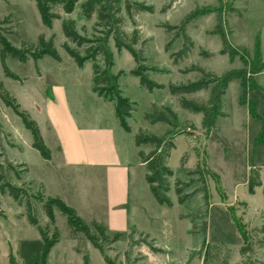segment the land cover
I'll use <instances>...</instances> for the list:
<instances>
[{"label": "rangeland", "instance_id": "obj_1", "mask_svg": "<svg viewBox=\"0 0 264 264\" xmlns=\"http://www.w3.org/2000/svg\"><path fill=\"white\" fill-rule=\"evenodd\" d=\"M127 3L132 7H153L154 12L132 10L128 14ZM80 4L74 14L62 17L76 20L79 33L92 38L99 34L93 29L96 20L81 19ZM121 7V13H111L112 27L102 38L113 53L112 73L120 76L123 72L118 81L120 93L131 102L127 122L133 133L127 134L134 141L138 130L159 136L168 131L167 126L144 122V114L153 105L173 109L182 133L172 137L174 148L167 165L173 176L156 186L159 195L173 205L158 203L147 182L145 167L137 166L128 207L130 225H134L127 232H120L121 241L104 243L107 256L114 264H242L239 225L252 236L253 260L264 264V247L257 246L263 238L258 232L264 226L263 188L255 196L248 192L249 180L257 172L264 180V141H258L264 132V0H122ZM6 19L8 23H3ZM62 22L55 20L49 29L32 0H0V33L13 46H38L41 36L54 38L64 63L46 56L40 67L46 73V83H64L73 98L78 90L74 86L91 81L93 64L88 62L82 71L64 50ZM134 39H138L135 45ZM120 43L130 46L137 60L126 48L119 51ZM172 54L179 56L178 65H174ZM100 64L104 67L103 61ZM7 65L27 82L21 85L6 77L0 56V83L34 121H40L43 134L48 137L38 105L46 102L47 93L54 98L52 87L46 93L34 78L40 69L32 59L23 63L9 57ZM192 66L213 74L217 80L208 91L188 96L208 110L205 124L202 113L180 108L168 90L170 85L204 78L199 72L182 73ZM133 71L165 89L149 92L141 87L140 78ZM233 74L239 77L238 82L231 84L218 102L223 80ZM243 94L246 105L240 103ZM250 105L257 117L251 113ZM222 113L226 116H219ZM32 140L31 132L0 98V165L6 179L28 191L34 214L40 225L48 229L49 238L55 237L56 230L60 234V241L45 264H107L83 234L70 239L68 219L57 209L56 223H50L44 203L37 197L46 200L53 195L52 187L44 189L40 167L44 159L32 147ZM80 205L78 215L88 226L92 227L95 215L98 220L107 221L108 214H85V204ZM26 214L24 205L0 193V264H43L44 241ZM109 234L114 232L110 230Z\"/></svg>", "mask_w": 264, "mask_h": 264}, {"label": "trees", "instance_id": "obj_2", "mask_svg": "<svg viewBox=\"0 0 264 264\" xmlns=\"http://www.w3.org/2000/svg\"><path fill=\"white\" fill-rule=\"evenodd\" d=\"M32 1L36 3V6L41 14L43 24L47 28L51 29L55 20L63 21L62 29L66 38V42L63 45L64 50L75 61L80 69H82L88 62L93 64L94 92H96L98 96L102 97L104 100L115 105L116 115L121 123V126L127 133H133L127 122V119L131 117V102L129 98L122 97L118 85L119 77L123 75V72L120 73V76H115L112 73V68L114 66L113 53L108 48L107 42L102 38L104 32L112 27L113 18L111 13H121L122 0H85L83 3H81L82 0ZM79 4L80 12L78 15L81 19L88 22L93 21L94 19L96 20L93 29L99 34H95L92 38H88L79 33L77 30L76 20H66L62 17V14H74ZM132 10H135L136 12H154L153 7H147L142 4H135L132 7L127 3V13L131 14ZM3 23H8V19L4 20ZM83 29L86 32V28ZM132 42L135 45L138 43V39H134ZM117 46L119 51H121L123 47L126 48L133 55L135 60H137V56L130 46H126L121 43ZM0 47V56L4 73L6 77L15 81H20L21 79L9 69L7 65V59L9 57L17 59L23 63L32 59L35 61L36 65L46 56H50L59 62L62 60L55 46L53 37L47 40L44 36H41L38 46L24 44L21 48H18L13 46L5 35L0 33ZM171 57L174 59V65H178L179 56L172 54ZM101 61L104 62V67L101 66ZM192 72H199L204 76V78L194 82L190 81L186 84L178 86L170 85L168 90L170 95L177 99V103L180 108L193 114L202 113L204 115L205 124L208 117V110L204 106L199 105L195 100L189 99L188 96L208 91L211 85L215 84L217 80L213 78V74L207 73L205 70L198 68L197 66H192L191 68L182 71L183 74ZM132 74L140 78L141 87L145 88L149 92H153L156 89H165V86L149 80L144 75H138L134 71ZM238 80L239 77L234 74L223 80L221 84V91L217 98L218 102H221L230 85L237 83ZM0 98L4 104L8 108H11L21 119L24 127L31 132L33 137V148L36 149L44 159L50 160L51 151L44 142L37 122L31 118L27 111L22 109V106L19 104L17 99L11 96L10 92L2 83H0ZM240 103L242 105L247 104L244 94L240 97ZM250 110L251 113L257 117L251 105ZM219 116L225 117L226 115L222 113ZM143 119L145 123L151 126L163 125L168 127V131L162 136L138 130V133L134 137V143L138 148V156L141 164L147 171L146 179L150 185L153 195L160 205H168L171 207L173 204L169 203L166 199L159 195L156 186L160 185L167 177L173 176V171L168 168L167 163L171 156V151L174 148L172 142L173 134L177 132L178 134L182 133V130H179L178 128V114L170 107H158L153 105V107L144 114ZM258 141H264V132L259 135ZM146 148H151V150L146 152ZM258 187H262L264 193V181L261 179L259 172L256 173L255 177H251L249 180V194L254 195L255 189ZM0 193L2 195H9L20 206L24 205L26 207V217L29 224L38 230L42 240L44 241L45 250L43 254V264H45L52 248L60 241V234L58 230L54 233L55 237L53 239L49 238V234L47 232L48 229L46 230L40 225L37 216L34 214V207L28 191L24 188L13 185L8 181L5 176V169L2 165H0ZM37 199L44 203L43 209L51 224L54 225L56 223L55 210L57 209L68 219V225L71 230L70 239L75 240L79 234H83L93 247L100 251L107 264H114L105 252L104 243L113 245L121 241L123 233H114L111 236L109 234L110 230L98 221H94L92 227L88 226L83 219L78 216L76 211L67 206L60 198L48 197L44 200L42 196H39ZM238 227L243 237V246L240 249V254L243 257L242 264H256L252 258L255 246L252 242V236L246 230L244 231L241 226L238 225ZM258 232L263 235V238L257 241V246L259 248H263L264 226L258 230ZM208 249L210 248L208 247ZM154 251L160 252V250L157 249H154ZM209 255L210 253L208 252V258ZM37 262H34V264H37Z\"/></svg>", "mask_w": 264, "mask_h": 264}, {"label": "crops", "instance_id": "obj_3", "mask_svg": "<svg viewBox=\"0 0 264 264\" xmlns=\"http://www.w3.org/2000/svg\"><path fill=\"white\" fill-rule=\"evenodd\" d=\"M60 56L62 60L58 62L63 64L65 58ZM42 62H38L40 74L36 73L34 78L39 80L46 93L48 87H52L54 94V98H50L47 93L46 102L38 105L48 137L43 134L40 121H36L51 151V159L42 157L44 162L40 166L44 172L41 178L44 189L47 191V187H52L50 197L60 198L77 214H81L78 206L82 202L86 206L82 208L85 214H108L106 222L98 220L96 215L92 219L105 224L114 233L127 232L134 225H130L128 209L133 171L137 166L144 167L138 148L130 140L129 133H122L124 129L115 105L94 92L93 75L86 84L74 86L78 90L70 98L64 83H46V73L40 67ZM19 78L22 81L17 82L21 85L27 82V78ZM46 177L49 179L45 184ZM260 188H256L251 196H255Z\"/></svg>", "mask_w": 264, "mask_h": 264}]
</instances>
